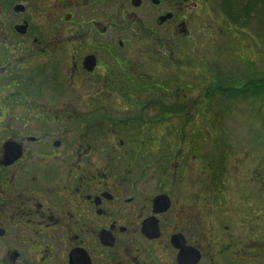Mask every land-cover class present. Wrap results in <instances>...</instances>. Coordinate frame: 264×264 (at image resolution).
I'll list each match as a JSON object with an SVG mask.
<instances>
[{
  "label": "flooded vegetation",
  "instance_id": "af4514ba",
  "mask_svg": "<svg viewBox=\"0 0 264 264\" xmlns=\"http://www.w3.org/2000/svg\"><path fill=\"white\" fill-rule=\"evenodd\" d=\"M204 2L0 0V264H264V164L225 198L169 72Z\"/></svg>",
  "mask_w": 264,
  "mask_h": 264
},
{
  "label": "rangeland",
  "instance_id": "374dc122",
  "mask_svg": "<svg viewBox=\"0 0 264 264\" xmlns=\"http://www.w3.org/2000/svg\"><path fill=\"white\" fill-rule=\"evenodd\" d=\"M221 1L205 0L202 6L196 9L190 6L188 28L191 38L188 41L176 42L174 49L180 51V57L176 60L172 59L171 70L169 69L172 82L181 75L186 77L189 86L193 87L192 85L195 84V87L199 88L185 92L188 109L192 115H199L202 106L199 105L197 113L196 106L200 103V99L203 98L205 104L207 93L212 95L217 90V87L215 89L199 87L201 83L204 86L213 84L214 80L206 77L209 76L206 72L205 76L200 77L204 78L203 81L195 78L198 70L191 67V62L199 59L197 54L203 58L207 66L209 63V67L215 74H217L215 68L219 70V76L216 75L219 79L218 83L224 82L225 85L239 83L251 75L255 83H261L264 78V30L262 29V33H257L255 23L258 21L253 17L248 26L245 25V29L233 26L224 10L220 11ZM223 9H225L224 6ZM238 15L240 12L235 10L237 25H242L244 19ZM183 51L185 53L181 54ZM242 73L246 75L244 79ZM224 91H226L225 88L222 90L225 95L230 93V91ZM211 103L209 112L204 110L203 106L202 120L200 121V117L193 118L187 122L185 129L188 132L199 133L198 154L203 160L211 159L219 174H223L224 177L220 176V178H225L226 181L220 183V190L225 198H228L236 185L235 177L243 182L245 177L250 178V175L254 177L257 168L264 164V126L262 125L264 108L258 105L259 98L255 96L235 99L217 98ZM190 155L192 156L191 152L187 154L186 163L190 161ZM182 156L185 154L183 153ZM203 169L205 176L199 172L201 167L198 163L188 164V175L182 178L188 188L194 190L197 179L203 181L207 179L209 171L206 167Z\"/></svg>",
  "mask_w": 264,
  "mask_h": 264
},
{
  "label": "trees",
  "instance_id": "16d2710c",
  "mask_svg": "<svg viewBox=\"0 0 264 264\" xmlns=\"http://www.w3.org/2000/svg\"><path fill=\"white\" fill-rule=\"evenodd\" d=\"M225 7L224 13L228 17V20L231 22V24L235 27L245 29L251 18L257 19L258 23L256 24V27L258 29V34L262 33L263 25H264V0H223L222 7ZM237 10L240 12L239 17H243L244 22L242 25H237V20L234 16V11ZM253 25V24H252ZM248 26V25H247ZM245 82V83H244ZM242 85L245 86L242 87H235V89H226V91H230L228 95H225L222 90L224 89L221 84L217 86L216 93L209 94L205 96V99L208 100H216L217 98L221 99H230L237 98V97H244L247 98L249 96H255L259 98V106L264 108V78L261 83H255L254 79L251 76L247 77V80H245ZM223 97V98H222ZM264 118V115H263ZM264 126V121L263 124Z\"/></svg>",
  "mask_w": 264,
  "mask_h": 264
}]
</instances>
